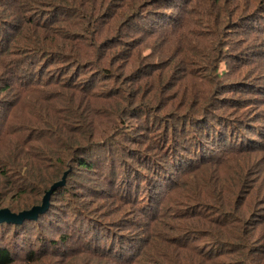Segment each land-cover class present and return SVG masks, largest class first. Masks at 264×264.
<instances>
[{"label": "trees", "instance_id": "1", "mask_svg": "<svg viewBox=\"0 0 264 264\" xmlns=\"http://www.w3.org/2000/svg\"><path fill=\"white\" fill-rule=\"evenodd\" d=\"M13 1L0 12V24L4 20L19 31L11 38L6 36L8 29H0V41H8L0 50V110L9 112L0 114V208L30 209L41 202L53 182L68 173L66 184L53 193L45 213L21 223L0 222V264H33L39 261L37 255L48 253L61 259L68 247L75 250L77 239L83 245L96 239V251L116 257L114 264H135L129 246L116 241L109 228L86 213V206L92 197L102 199L101 204L112 199L116 207L130 205L141 209L145 217L153 216L164 190L179 172L200 173L201 177L196 181L199 186L183 196L184 207L176 219L193 213L200 220L198 225H211L212 231L191 224L188 232L197 231L212 242L198 249L188 238L179 246L177 260L169 264H227L220 257L233 253L239 257L237 264H264V168L254 169L258 161L264 165V156L254 166L251 161L253 152L264 151V143L249 110V105L264 103V75L241 68L262 58L254 48L255 39L239 37L221 44V57L226 55L236 69L231 73H238L235 80L214 86L212 93L209 89L203 93L194 82L181 90L175 88L171 62L144 67L134 52L159 29L167 36L170 27L184 25V18L172 25L171 17L165 12L161 16L157 9L178 6L182 0ZM200 1L184 3L191 6ZM252 2L253 8L240 11L230 0L223 5L216 0L217 8L203 12L205 19L194 22L197 29L192 33L202 45L186 38V52L209 62L213 39L223 28L233 33L243 29L245 21L261 17L264 3L248 0L247 4ZM52 10L54 16L47 18ZM146 18L155 19L150 29L141 23ZM105 30L110 33L101 38ZM203 45L206 56L197 53ZM101 47L113 52L100 55ZM120 59L125 64L113 72ZM181 60L191 64L189 56ZM24 64L30 67L21 75ZM50 66L59 72L44 74ZM175 71L184 75L178 81L192 80L188 78L191 69ZM97 76L107 79L104 94L91 88ZM39 86L54 87L52 100L60 101L64 109L52 101L43 105L42 97L30 106L32 114H10L23 92ZM244 91L253 93L234 96ZM169 105L171 109L165 111ZM43 125L48 132L41 130ZM45 134L44 144L36 141ZM233 150L248 166L239 167L232 185L227 186L214 170L207 176L205 168L223 159L222 151ZM81 174L92 183H84ZM252 203L259 213L250 210ZM212 208L217 214L215 222L207 212Z\"/></svg>", "mask_w": 264, "mask_h": 264}, {"label": "rangeland", "instance_id": "2", "mask_svg": "<svg viewBox=\"0 0 264 264\" xmlns=\"http://www.w3.org/2000/svg\"><path fill=\"white\" fill-rule=\"evenodd\" d=\"M12 1V3H10ZM221 5L225 4V0H217ZM248 0H230V5L233 6V4H238L240 7V11H243L245 8H249L252 6L254 2L250 3V5L247 4ZM257 2H260L257 0ZM15 1L13 0H0V5L5 4L4 7L0 8L1 10L8 9L9 4H14ZM260 3H264V0H262ZM178 6L170 7L169 9L167 7H158L157 9H160L158 12L161 14V16H164L165 14L169 15L172 20V25L176 23L180 18H184V25L181 28H169V31L167 32V36L163 35L164 29H159V31L156 32L155 36L148 37L144 42H142L137 48H135V54L138 55V62L139 65L144 67H149L151 65H165L170 64L171 71L174 70V78L173 81L175 82L177 89H186L189 88V84L195 83L200 90H202L203 93H205L208 89L210 90V93L213 91V87L216 85H219L222 82H230L236 79L238 73H231L233 70H236L235 67L233 69V63L228 60L226 55H223L221 57L222 49L221 44L224 42H228L230 39V42L232 40H237V38H246V36H250V39H255L253 44H256L254 47L256 50L260 51L262 53V58L255 59L252 64L249 65V67H241L243 68V71L248 70L249 68H252L256 70L255 74H258L257 76L261 77L264 75V29H261L264 27V11L258 18L263 19V21H258V18H253L245 21L243 29H236V32H231L230 30L222 29L220 31L219 36L215 37L213 40V51L208 52L205 50V46L203 45L197 50L198 54H202L204 56L207 55V52L211 56L210 61L207 63L200 62L198 59L199 57L195 55V57H191L192 54H189L186 52V47L184 43V40L186 38L193 39L192 41H196V45H202L201 42H198L196 40V37L194 38V35L192 31L197 29L195 25V21L199 20L198 18L205 19L203 16V12H206L208 10H211L214 8V10L217 8L216 0H202L198 3H193L191 6H188L187 3H184V0H182L181 3L176 4ZM248 6V7H247ZM264 6V4H263ZM165 10V11H164ZM8 12V11H7ZM53 10L47 15V18H51L54 16L52 13ZM198 12V13H197ZM247 12V11H246ZM31 15L28 13L27 16ZM61 16V12L58 15V18ZM63 16V15H62ZM66 16L70 17V13H66ZM211 19V18H208ZM176 20V22H175ZM155 22V19L146 18L141 23L147 26L148 29L151 28L153 25L152 23ZM2 25L0 24V29H8V35L9 37L17 36L18 30L14 29V25H10L5 23L4 20L1 21ZM59 25V23H58ZM57 25V26H58ZM161 24L160 26H162ZM2 26L4 28H2ZM233 26V25H232ZM253 26V29L251 28ZM167 27V26H166ZM164 27V28H166ZM234 27V26H233ZM252 29V30H251ZM261 29L260 31H258ZM124 32L125 26L123 28ZM174 30H178L176 34L171 33ZM249 30V33H246V31ZM251 30V31H250ZM258 31V32H256ZM191 32V33H190ZM110 31L105 30L102 34V37L108 36ZM1 37V34H0ZM229 37V38H228ZM228 38V39H227ZM1 40V38H0ZM14 41V40H13ZM8 44V41L6 43H2L0 41V50L4 49V46ZM13 44V42H12ZM11 44V45H12ZM11 47V46H10ZM204 47V48H203ZM231 47L229 46L228 49H226V52L229 51ZM105 50V47H101L98 49V52L100 55L103 53H106L107 55H110L113 51ZM122 52V56H123ZM189 56L191 58V61L189 63L182 62L183 57ZM168 57V59H167ZM186 59V58H185ZM124 59H120L118 63H115L113 65V72H117V66L119 64H125L123 62ZM183 63V64H182ZM182 64V65H181ZM193 64V65H192ZM235 65H238L235 63ZM30 66L27 64H24L21 66V75L25 74L24 71H26ZM93 67V66H92ZM188 68L192 70V73L190 74L189 79H192L191 81H187L186 77L180 81L177 79L180 78L182 75L179 71H175V68ZM94 68L87 69V71H93ZM217 71V74L215 73ZM225 71V74H223L219 79H217V76L220 75V73H223ZM54 72H59L58 70L54 69V66H50L48 69L44 71V74L49 73L50 75H54ZM254 74V75H255ZM45 76V75H44ZM253 76V75H252ZM93 86H91L93 91H99L101 94H104L107 92L108 84L107 79H103L102 76H97L92 83ZM38 90H41L43 92H40ZM37 89L31 90V91H25L23 92V95L20 99V103L12 110L10 114H32L34 112L30 111V106L34 104V101L38 98H42L40 103L45 105L46 101L53 102V91H57L54 87H38ZM173 92V90L169 91V93ZM253 92L244 91L239 93V95L234 96H248ZM48 97V99L45 98ZM10 98V97H9ZM11 101V99H9ZM264 99V96H262ZM54 106L56 108H60L59 110H63L64 106L60 103V101L56 100L54 103ZM170 105L167 107L166 110H170ZM250 110V118L254 120L255 124V131L258 132V134H263L259 138L261 140V143H264V103L256 102V104L249 105ZM4 112V113H2ZM164 112V111H163ZM0 114H9L8 111L5 109L0 110ZM43 125L44 132L47 131V127ZM40 130V131H41ZM50 130V129H49ZM48 134H45L42 137H36V141L40 142V144H44L47 141ZM258 138V137H257ZM11 140L12 137H9ZM222 158L218 160V162L215 165L207 166L205 170L208 171L207 176L211 171L214 170L215 174L218 175L224 182H226L227 186H231L233 183V177L234 174L239 171V167L243 164L247 165V162L245 159H243L240 154L236 153V150L233 151H222ZM220 153V152H218ZM217 153V154H218ZM264 156V151L257 150L253 152L251 161L253 163V166L256 164V161L258 158H261ZM264 168V165L261 161H258V163L254 166V169H260ZM263 171V170H261ZM252 171L250 170V175ZM264 174V173H262ZM82 175V174H81ZM249 175V176H250ZM83 176L84 183H92V180L90 179L89 182H87V177ZM200 173H188L182 174V172H179L175 176V181L171 183V186H169L167 189L164 190V194L162 195L160 199V204L158 207H155L153 210V216L145 217L144 212L141 211L139 208H134V206L131 208L130 205H126L125 207H116L117 203L115 204V200H109L107 203H100L102 202V199L94 198L92 197V202L86 206V213H88L90 216L94 217L95 220L99 219L98 224L109 228L111 234H114V237L116 236V241L119 240L121 244H124L126 247H128V254H130L133 258L131 261L135 264H169L170 261H176L177 260V253L180 251L179 246L182 244H185L188 241V238H192L193 241L191 242L192 246H197V248H201L202 246L207 245L208 243H211V239L208 237H203V235L198 234L197 231H189L188 229L191 226V224L198 227L200 230H211L210 228L200 226L199 221L194 218L193 213L186 215L185 217H180L176 219V216L179 215V210L184 207L183 203V196H185L191 188L192 190L195 189V187L199 186L196 184V181L198 178H200ZM250 180H254V177L251 175ZM259 180V181H258ZM257 183L261 181V179H258ZM177 183V185H176ZM176 185V186H174ZM252 185V183H251ZM174 186V187H173ZM231 190H236V188H232ZM255 192V191H254ZM253 192V195H254ZM57 197V196H56ZM234 197V195L232 196ZM41 200V199H40ZM39 200V201H40ZM142 206V204H141ZM251 211L254 213H259V210L255 205H251ZM111 212H113L111 214ZM208 214L211 213L210 220L212 222L217 221V214L215 213V208L210 209ZM153 218V219H151ZM240 218H244L241 217ZM117 220L116 222H114ZM249 222H252V218L250 217ZM179 228V230L177 229ZM185 230L186 234L183 235V231ZM212 231V230H211ZM96 239H93L91 241H86L87 244H82L77 239L73 242L75 246V250L68 247L67 252H65L67 255L60 257L61 259H57V257L53 253H48L47 255H37L38 262L35 261L33 264H114V262H117L116 257L106 255L102 252L96 251V247L98 246V243H94ZM214 241V240H213ZM109 243V240L107 241ZM101 244V243H100ZM107 244V243H106ZM128 245V246H127ZM118 248H121L122 246L116 245ZM91 249V250H89ZM188 253H186L187 258ZM167 257V258H166ZM220 259L227 263V264H237L239 257L236 253L229 254L227 256H222ZM189 262V260H187ZM245 264V263H241Z\"/></svg>", "mask_w": 264, "mask_h": 264}, {"label": "water", "instance_id": "3", "mask_svg": "<svg viewBox=\"0 0 264 264\" xmlns=\"http://www.w3.org/2000/svg\"><path fill=\"white\" fill-rule=\"evenodd\" d=\"M68 172H64L63 176L53 182L51 186L44 192L41 202L32 206L30 209L19 212H12L8 208H0V222L6 221L11 223H21L25 220H34L39 215L46 212L50 205V199L53 193L66 184V176Z\"/></svg>", "mask_w": 264, "mask_h": 264}]
</instances>
